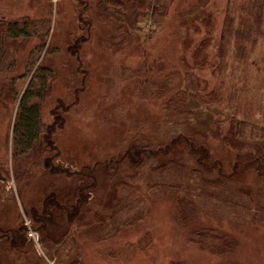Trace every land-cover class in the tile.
Here are the masks:
<instances>
[{"label":"rangeland","instance_id":"374dc122","mask_svg":"<svg viewBox=\"0 0 264 264\" xmlns=\"http://www.w3.org/2000/svg\"><path fill=\"white\" fill-rule=\"evenodd\" d=\"M143 1L123 34V18L112 14L123 22L104 28L111 19L90 6V41L73 0H0V235L9 237L0 264H264V0ZM243 23L258 29L247 44L234 37ZM74 41L90 78L68 53ZM42 67L52 77L44 122L56 98L68 104L86 84L79 103L58 110L55 153L29 147L18 129L24 95L38 101ZM170 144L135 166L137 152ZM80 169L97 188L68 222L73 201L60 193L92 183L71 176ZM51 193L61 208L44 231L31 220L26 232L37 236L25 240L16 231Z\"/></svg>","mask_w":264,"mask_h":264},{"label":"flooded vegetation","instance_id":"af4514ba","mask_svg":"<svg viewBox=\"0 0 264 264\" xmlns=\"http://www.w3.org/2000/svg\"><path fill=\"white\" fill-rule=\"evenodd\" d=\"M76 4V7L78 8V14L76 16V19H77V27L78 29L80 30H86V33L87 35L90 36V41L92 39H95V35H96V21L93 23V19L90 17L91 14L89 11H93L91 7H95V13H99L100 12V17H105L107 19H111V22L109 23L108 26L104 27V28H110V29H114V26H115V21H118V23H122L123 20L125 21V27L122 28L121 26H117L118 28V31L121 32V34H123L124 32L127 31V26L131 25V21H129L130 19H125L123 15H117L118 17H120L121 19L123 18V20H119V19H116L112 14V16L108 15L107 12H113V10L111 11H104L103 10V7L102 6H99L97 4V1L98 0H92L91 1V4L89 2V0H73ZM93 2V3H92ZM74 4V5H75ZM93 16V15H92ZM97 23L100 25V23L97 21ZM139 30H136V34H134L136 37H139V38H142V40H146V38L144 36H141V30H140V27H138ZM93 29V30H92ZM139 33V34H138ZM76 39H86L85 35L83 33H80L78 36H76L75 40ZM107 39V38H106ZM114 39H123V37H117V38H114ZM48 44V42H47ZM75 46L73 47H70V50H69V54L72 56V58H75L76 60V70H83V72L81 73V79L86 76V78L88 77V74H89V78H90V72L91 70L90 69V64H88V67L89 69H84L82 68V60H79L78 58V53L81 49V45L79 46H76V42L74 41V44ZM72 48V49H71ZM85 50V48H84ZM88 54V53H86ZM85 54V55H86ZM85 55H84V62H85ZM140 60V59H139ZM148 63V57H147V54L144 53L143 54V57L141 58V62L138 63V67H137V70L138 72L134 74V76L138 77L139 75V71L140 69L144 70L146 68V64ZM137 64V63H136ZM87 65V64H86ZM46 69V68H44ZM78 74V72H77ZM52 79V77L48 80V84L50 85V80ZM72 81V80H71ZM48 85V88L50 87ZM83 86V88L80 87H76L73 91L75 92V94L77 96H75L74 98H72V100H70L68 102V104H64L63 101L59 98H56V100L53 102V108L50 110L48 109V111L50 112V115H51V122H44V117H43V113L45 111L44 106V101H45V96L46 94L48 93V89L46 90H43L42 94H40V97L38 98V101H37V113H38V133L36 134V137H37V147L38 148H41L42 146V149L45 148V150L48 149V151H52L55 153V151L57 150V147L56 145L54 146V142L53 140L51 139L52 135L56 132V129L58 126H61V122L60 120L57 118L58 117V110H67L66 108L69 107V106H72L74 104H77L79 103V94H83L84 92V88H85V83L84 81L81 82V84ZM140 86L144 87L145 85H142V84H139ZM150 85V84H149ZM79 88V89H78ZM153 90V85L151 87L150 85V90H149V96H150V100L153 101L155 103V99L154 97L151 96V91ZM55 103V105H54ZM58 107V108H57ZM42 115V116H41ZM150 149V148H149ZM142 151H148L147 147L144 148ZM49 161V160H48ZM47 163V161H46ZM48 164V163H47ZM51 164L50 167V170H52L51 172H61L62 170V165L61 164H56L55 167H54V163H52L50 161L49 165ZM44 165H45V162H44ZM45 169H47L48 167H45ZM82 169V168H81ZM80 171H73L71 173V176H76L77 174L81 173V174H84V171L81 170ZM48 170V171H50ZM87 176V178L89 180H92V183H82L79 185L76 186V184L74 185V189L75 192L72 196L71 193L72 190H69L67 194H64V195H61L60 193V196L59 198L60 199H63V197H67V200L70 202L73 201V203H69L68 205L64 206V211L62 212L64 215H66V220L69 222H72L74 217H71V214H74V212H72L73 210H77L78 208L80 207H84V206H87L89 203H90V199L93 198L90 197V195L92 194L90 192V190H94L95 188H97V183H96V179L94 177H92L90 175L89 172H85ZM91 178V179H90ZM71 187V186H70ZM43 208L42 210L38 209V208H31L30 209V218H27L28 220H26L25 222H23L21 224V226L19 227V229L16 231L18 232L19 234L23 235L24 239L25 240H28L27 239V236L25 235V230H26V225H28L30 223L31 220L35 221V222H40L39 224H37V227L40 228L42 231L46 230V228L48 227L49 223L51 222L52 219H54L55 217V212H53L55 209H60L61 208V205L59 204L58 200H55L52 196V193L49 195V197L46 198V200L44 201L43 203ZM78 212V211H77ZM76 212V213H77ZM75 213V214H76ZM70 231V230H69ZM38 232V231H37ZM5 232H3L2 234H4ZM39 233V232H38ZM7 235V233H6ZM6 235H0V242L1 243H5L6 244V241L8 240V236ZM11 242V241H10ZM8 245V244H7ZM9 246H11L12 248L14 249H17L19 251H21V247L19 245H14L13 242H11L9 244Z\"/></svg>","mask_w":264,"mask_h":264},{"label":"trees","instance_id":"16d2710c","mask_svg":"<svg viewBox=\"0 0 264 264\" xmlns=\"http://www.w3.org/2000/svg\"><path fill=\"white\" fill-rule=\"evenodd\" d=\"M131 9L130 13H127V9L129 7V4ZM97 4L99 6L103 7L104 11H111L113 10V12H111V14L117 16V15H123L125 19H132L133 18H137L139 15L136 13L135 11V7L134 5H142V6H149L150 2H145L143 0H98ZM255 10L254 7H251L249 11H246L247 16L249 17H253V11ZM131 27H135V25L132 23ZM231 20L227 21L226 24V28L225 30L227 31L228 35H233L231 29ZM46 30L48 29V22L44 21L41 22L40 25V30L42 32V30ZM136 30H139V28H137ZM258 29L256 27H254L253 25H244V23L242 25H240V27L237 30V33L234 34V37L236 39H239L240 42H244L245 44L248 43V38L249 36H254V32H256ZM252 40V39H251ZM39 74H38V80H39V87L38 88V93H37V99L40 97V94H42L43 90L48 89V80L51 78L50 77V70H46L43 67L41 69L38 70ZM151 87L153 85V90L151 91V96L154 97V99H156L157 96V91H156V83H152L150 84ZM34 97V95H32ZM32 97H30L29 92L26 93L24 95V99L21 101V111H20V118H19V125H18V129H21V133H22V139L25 141V144L29 143V147H31V145L33 144H37V137L36 134L38 133L39 129H38V113H37V103H33L31 100ZM173 101L170 100L171 104L175 103L176 101H178V98L173 97L172 98ZM156 101V100H155ZM31 102V104H30ZM162 103H164L163 101H161ZM166 104V103H165ZM171 104L168 102V105H166V109H169ZM242 126V125H241ZM37 146V145H36ZM144 148V147H143ZM172 148V144H170L169 147H166L164 149H162L161 147H159L158 149L154 148V149H148V151H145L146 153H139L137 152V155L134 156V159L136 160V165H140L142 162V156H154L153 154L157 153H162V151H164L165 153H167L169 151V149ZM40 150L45 151V148L42 149V146L40 148ZM157 150V151H156ZM155 151V153H153ZM45 163L46 161H48V159L45 157L44 158ZM137 162L139 164H137ZM258 170H259V174L260 175H264V167H262V163H260L258 165Z\"/></svg>","mask_w":264,"mask_h":264}]
</instances>
